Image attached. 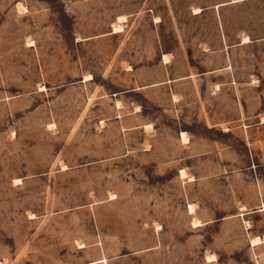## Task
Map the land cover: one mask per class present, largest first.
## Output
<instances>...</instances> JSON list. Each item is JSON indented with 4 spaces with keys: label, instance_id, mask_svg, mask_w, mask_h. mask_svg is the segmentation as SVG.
I'll list each match as a JSON object with an SVG mask.
<instances>
[{
    "label": "rangeland",
    "instance_id": "374dc122",
    "mask_svg": "<svg viewBox=\"0 0 264 264\" xmlns=\"http://www.w3.org/2000/svg\"><path fill=\"white\" fill-rule=\"evenodd\" d=\"M0 264H264V0H0Z\"/></svg>",
    "mask_w": 264,
    "mask_h": 264
},
{
    "label": "bare ground",
    "instance_id": "6f19581e",
    "mask_svg": "<svg viewBox=\"0 0 264 264\" xmlns=\"http://www.w3.org/2000/svg\"><path fill=\"white\" fill-rule=\"evenodd\" d=\"M183 173H184V171H183ZM260 241V239L259 238H256V239H254V242L256 243H258Z\"/></svg>",
    "mask_w": 264,
    "mask_h": 264
}]
</instances>
